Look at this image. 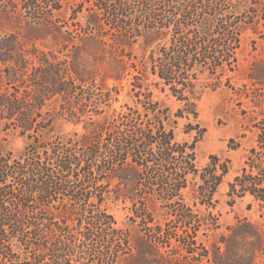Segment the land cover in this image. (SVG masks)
Segmentation results:
<instances>
[{"label": "trees", "instance_id": "1", "mask_svg": "<svg viewBox=\"0 0 264 264\" xmlns=\"http://www.w3.org/2000/svg\"><path fill=\"white\" fill-rule=\"evenodd\" d=\"M245 33L264 38V0H0V264H264V119L225 201L248 197L258 221L221 223L229 160L195 158L197 101L232 86ZM246 78L264 87L255 64Z\"/></svg>", "mask_w": 264, "mask_h": 264}, {"label": "rangeland", "instance_id": "2", "mask_svg": "<svg viewBox=\"0 0 264 264\" xmlns=\"http://www.w3.org/2000/svg\"><path fill=\"white\" fill-rule=\"evenodd\" d=\"M260 34L245 33L242 35V48L237 53L240 67L232 80V86L222 85L215 90L207 89L197 101V121L200 127L204 128L201 139L195 144L197 166L199 168L204 166L209 161L211 154L220 156L222 160L225 158L229 160L228 172L224 175L214 196L218 203L213 211L214 213H220L219 220L223 224L232 223L235 215L247 217L254 222L259 220L255 204L247 209V204L250 201L248 197L237 199L232 207L228 206L225 201L227 200L228 182L240 168L246 149L255 144L256 125L258 121L264 119V113H261L260 106L254 105L251 100L253 96L256 100H261L264 112V87L258 89L259 84L252 85L246 78L247 73L254 64L255 69L264 75V38ZM132 52L138 58L145 54L146 50L143 43H136L132 48ZM110 84L111 81L108 82V85ZM121 84L124 87L118 95V102L114 103L116 108H119L120 104L124 102L132 104V99L127 94L130 88L128 80H123ZM155 92L157 93V91ZM247 94L250 96L246 97ZM157 97L162 99L171 108L172 112L181 106V103L173 97H166L162 93H157ZM188 122L194 124L196 121L192 117L177 119L175 134L179 141L192 142L195 138L196 128L192 129L191 132H185V125ZM56 129L65 133L81 132L82 126L81 124L74 125L70 122H61L56 125ZM8 139L7 147L13 151L16 152L23 147L24 140L21 137L9 135ZM230 139H234L240 144L238 149L228 147ZM123 206V203L118 202L112 204L110 208L121 227L127 225L129 222L128 216L131 215ZM130 229L132 235L140 231V227H131Z\"/></svg>", "mask_w": 264, "mask_h": 264}]
</instances>
